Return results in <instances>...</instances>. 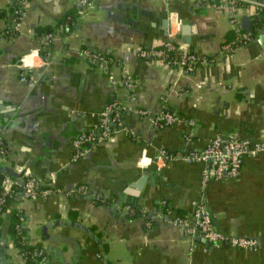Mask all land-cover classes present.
<instances>
[{"label":"crops","instance_id":"obj_1","mask_svg":"<svg viewBox=\"0 0 264 264\" xmlns=\"http://www.w3.org/2000/svg\"><path fill=\"white\" fill-rule=\"evenodd\" d=\"M75 1L27 0L25 18L10 37L14 0H0V139L7 151L0 167L18 181L32 177L54 190L45 199L17 195L9 202L0 222V264H24L8 234L17 209L28 243L43 249L46 264H264V153L244 157L237 178L209 181L203 191L218 232L257 240L254 251L212 247L173 225L199 200L202 165L176 160L158 170L152 162L159 149L187 154L216 135L264 142V25L247 46L223 56L232 28L209 2L195 8L197 0H89L93 8L84 14ZM71 10L78 18L69 31H55L53 61L43 67L32 57L33 68H24L32 80L20 82V60L39 51L36 28L54 27ZM171 16L176 43L210 64L180 74L138 57V50L165 41ZM240 16L250 18V31L260 21L251 8ZM81 49L117 60L122 71L112 69L111 81L78 55ZM111 103L120 106L119 122L73 162V139L95 128ZM164 108L186 121L155 129L150 121ZM137 180L143 183L135 199L127 193ZM78 185L88 196L69 193ZM96 195L110 203L97 205ZM135 200L137 211L156 217L150 228L138 212L124 213Z\"/></svg>","mask_w":264,"mask_h":264},{"label":"built area","instance_id":"obj_2","mask_svg":"<svg viewBox=\"0 0 264 264\" xmlns=\"http://www.w3.org/2000/svg\"><path fill=\"white\" fill-rule=\"evenodd\" d=\"M164 4H168L170 0H159ZM211 3L212 7L228 18L229 24L232 28V40L225 42L219 50V55H229L235 52L238 48L247 46L254 39L251 31H244L241 26L240 12L243 8H251L260 20L264 21V0H197L194 2L195 8H203L205 5ZM27 0H14V10L11 14V29L9 35L15 36L19 30L21 22L25 18V5ZM76 5L82 13H87L93 8L89 0H76ZM170 25L167 28L166 39L158 47H150L138 50L139 58L150 62H161L168 68L177 70L180 74H190L195 72L198 68L204 67L211 63L208 57L189 52L185 48L179 46L176 41V23L170 17ZM66 26L57 28V32L64 33ZM55 33V32H54ZM53 34L45 35L38 39L39 51H34L28 57L20 60L19 80L22 83L31 81L29 70L32 69V57H38L41 60V66L47 67L53 61V55L49 50L50 43L54 36ZM78 55L88 64L97 66L105 74L108 75L112 81V69H119L122 71V66L117 60L107 57L104 54L91 50L81 49ZM29 58V61H28ZM29 64V66L27 65ZM32 67V68H31ZM124 75V84L127 88H132L133 83ZM120 106L117 103L106 105L99 115V124L88 132H84L75 137L72 141V161L76 162L85 157L90 148L107 138L111 133V125H115L120 119ZM139 114L145 116L146 112L140 111ZM186 121L183 118L170 113L167 109L161 110L154 118L151 119V125L155 129L173 126L179 122ZM189 125L193 124L192 120H187ZM259 153H264V142H251L247 139L240 138L237 134H230L228 136L216 135L209 143L199 151L190 152L187 154H171L164 149L157 150L152 162L156 169L170 162L180 160L186 164H201L202 170L200 175L201 194L199 200L195 204L190 216H176L172 220V224L177 226L185 235L194 238H200L212 247L220 245H227L234 250H251L254 251L258 247V242L255 239L237 238L226 236L218 232L215 228L210 212L205 204L203 191L209 181L220 182L237 178L241 173L243 158ZM7 159V151L4 143L0 139V164H5ZM143 161V157L141 158ZM0 167V174L2 171ZM3 172V171H2ZM49 179L51 183L55 180V174H50ZM54 190L50 186H44L39 180L27 177L20 185L19 181L8 176L3 175L0 179V215L3 209L7 208L9 202L17 195L24 200L34 201L38 199H45L50 196ZM70 194L88 196V189L84 185H78L69 191ZM94 202L103 200L100 196L92 197ZM22 227L25 224V217L20 209L16 210ZM124 213L133 216L137 212L141 215L146 228H150L155 221L153 215L148 214L143 210H134L131 205L123 207ZM2 215L0 216L1 219ZM22 257V256H21ZM23 260V258H22ZM24 262V261H23ZM47 257H42V264H46Z\"/></svg>","mask_w":264,"mask_h":264},{"label":"trees","instance_id":"obj_3","mask_svg":"<svg viewBox=\"0 0 264 264\" xmlns=\"http://www.w3.org/2000/svg\"><path fill=\"white\" fill-rule=\"evenodd\" d=\"M14 8L15 6L13 5L9 9L10 15L12 14ZM0 16H3V14L0 13ZM77 18H78V11L71 10L61 20H59L54 27L44 26V27L36 28L35 37L39 39L45 35L53 34L57 30V28L61 26H66L67 28H65L64 31L67 32L73 27V23H75ZM262 25H264L263 20L254 22V25L251 28V32L254 33ZM3 175H8L11 177V175L7 174L6 172L1 171L0 179L3 177ZM95 203L97 205L98 204L108 205L110 201L109 199H103V200L100 199L99 201H96ZM131 206L133 207L134 210H137L136 205L132 204ZM5 210L6 209L2 210L1 215L5 213ZM17 213H18L17 211H13L10 217V222L8 226V234L10 236V239L14 247L18 250V252L22 256L24 264H42L41 263L42 257L46 256V254L40 246H31L28 243L27 234L25 232L24 227H22V223L20 222V219ZM0 222H1V219H0ZM0 253H1V249H0ZM1 258L2 257H0V261L2 260Z\"/></svg>","mask_w":264,"mask_h":264},{"label":"water","instance_id":"obj_4","mask_svg":"<svg viewBox=\"0 0 264 264\" xmlns=\"http://www.w3.org/2000/svg\"><path fill=\"white\" fill-rule=\"evenodd\" d=\"M133 18H135V16L133 17ZM166 24H167V22H166ZM241 25H242V28L245 30V31H250V25H251V21H250V18H248V17H243L242 19H241ZM111 128H113V125H111ZM3 172H6L5 170H2ZM7 174H8V172H6ZM14 177H16V175L15 174H13V173H11ZM19 183H20V185H22L23 184V180H19ZM142 183H143V181H141V180H137V182H135L134 184H132L131 185V189H133L134 191H133V193L132 194H128L127 193V196H129V197H133V198H138V196H139V194H140V192H141V190H142ZM127 203H129V201H127ZM134 205H136V200H135V202L133 203ZM45 229H46V227H45ZM43 231H44V229H43ZM205 242V241H204ZM208 245V244H207Z\"/></svg>","mask_w":264,"mask_h":264}]
</instances>
